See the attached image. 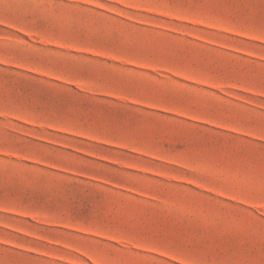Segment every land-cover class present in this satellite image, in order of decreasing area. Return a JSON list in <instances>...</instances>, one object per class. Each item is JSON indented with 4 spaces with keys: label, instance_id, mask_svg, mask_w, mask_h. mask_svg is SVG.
<instances>
[{
    "label": "rangeland",
    "instance_id": "374dc122",
    "mask_svg": "<svg viewBox=\"0 0 264 264\" xmlns=\"http://www.w3.org/2000/svg\"><path fill=\"white\" fill-rule=\"evenodd\" d=\"M0 264H264V0H0Z\"/></svg>",
    "mask_w": 264,
    "mask_h": 264
}]
</instances>
